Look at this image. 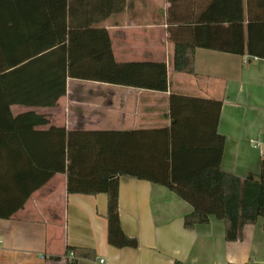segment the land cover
Returning a JSON list of instances; mask_svg holds the SVG:
<instances>
[{
	"label": "crops",
	"instance_id": "crops-1",
	"mask_svg": "<svg viewBox=\"0 0 264 264\" xmlns=\"http://www.w3.org/2000/svg\"><path fill=\"white\" fill-rule=\"evenodd\" d=\"M72 0H67L68 7ZM211 0H125L90 27L106 30L117 63L164 62L167 91L72 80L60 76L61 56L48 51L20 65L37 105L17 102L24 90L4 88L0 95L15 99L5 110L1 99L0 127L32 124L29 113L46 122L35 132L130 131L167 128L171 94L222 102L217 131L225 139L221 169L243 178L258 174L264 158V60L196 49L194 75L174 72V44L185 36ZM103 0L73 4L74 25L95 19ZM77 4V5H76ZM91 17V18H88ZM23 38L17 39L18 43ZM51 73V74H50ZM54 74V75H52ZM63 74V72H62ZM52 75V76H50ZM63 87V91H61ZM62 93L55 100L57 93ZM53 104H49L52 103ZM28 118V117H27ZM251 141H260L256 146ZM192 208L166 188L120 178L118 213L125 235L138 241L136 249H115L106 242V196L68 195L64 174H55L32 192L10 219L0 220V264H70L67 247L92 250L94 259L76 264H264V219L246 225L237 242L224 240L223 222L213 217L193 229L183 227ZM52 257H61L53 261Z\"/></svg>",
	"mask_w": 264,
	"mask_h": 264
},
{
	"label": "trees",
	"instance_id": "trees-1",
	"mask_svg": "<svg viewBox=\"0 0 264 264\" xmlns=\"http://www.w3.org/2000/svg\"><path fill=\"white\" fill-rule=\"evenodd\" d=\"M77 1L68 7L67 0H0V90L20 87L24 94L17 102L36 106L20 65L53 51L62 59L60 76L166 92L164 62L117 63L106 30L90 27L121 12L125 0H103L95 19L68 24V12L73 20ZM181 24L191 28L187 38L169 35L176 73L194 75L196 49L264 60V0H211L196 21ZM19 38L24 39L20 44ZM1 99L9 113L16 100L5 101L0 95V110ZM221 107L218 100L171 94L170 124L163 129L35 132L31 126L46 120L33 113L23 118L32 123L23 128L0 127V220L10 219L52 176L64 174L68 195L106 196L107 244L136 249L138 241L123 233L118 213L119 179L131 178L160 185L187 203L192 211L183 217L185 229L207 224L213 217L223 222L226 242L240 241L244 226L264 219V158L258 174L243 178L221 169L225 141L217 131ZM69 253L70 264L79 258L94 259L88 249L67 247L64 256Z\"/></svg>",
	"mask_w": 264,
	"mask_h": 264
},
{
	"label": "built area",
	"instance_id": "built-area-1",
	"mask_svg": "<svg viewBox=\"0 0 264 264\" xmlns=\"http://www.w3.org/2000/svg\"><path fill=\"white\" fill-rule=\"evenodd\" d=\"M251 142H253L256 146H258L260 144V141L259 142L258 141H251ZM67 257L70 258V259H72L73 258V254L72 253H69L67 255ZM99 263L100 264H104V262L102 260H100Z\"/></svg>",
	"mask_w": 264,
	"mask_h": 264
}]
</instances>
